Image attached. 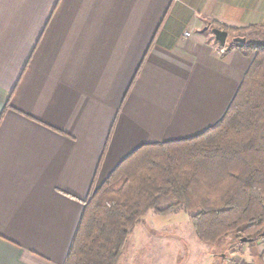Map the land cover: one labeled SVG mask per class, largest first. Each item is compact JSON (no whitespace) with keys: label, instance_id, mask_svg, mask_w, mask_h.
I'll return each instance as SVG.
<instances>
[{"label":"crops","instance_id":"obj_1","mask_svg":"<svg viewBox=\"0 0 264 264\" xmlns=\"http://www.w3.org/2000/svg\"><path fill=\"white\" fill-rule=\"evenodd\" d=\"M212 23L264 35V0H0V264H65L94 185L222 120L254 55Z\"/></svg>","mask_w":264,"mask_h":264},{"label":"trees","instance_id":"obj_2","mask_svg":"<svg viewBox=\"0 0 264 264\" xmlns=\"http://www.w3.org/2000/svg\"><path fill=\"white\" fill-rule=\"evenodd\" d=\"M254 55L225 116L200 135L147 144L125 158L82 201L83 212L65 264H119L134 227L150 212L192 213L197 239L228 249L264 239V44L232 42ZM170 199L168 207L161 200ZM247 239V242H243Z\"/></svg>","mask_w":264,"mask_h":264},{"label":"rangeland","instance_id":"obj_3","mask_svg":"<svg viewBox=\"0 0 264 264\" xmlns=\"http://www.w3.org/2000/svg\"><path fill=\"white\" fill-rule=\"evenodd\" d=\"M247 42L264 44V35H252ZM171 203L170 199L161 200L162 207ZM152 212L134 227L119 264H264V239L256 246L246 244L231 250L230 238L209 245L197 239L191 212L183 208L165 216Z\"/></svg>","mask_w":264,"mask_h":264},{"label":"water","instance_id":"obj_4","mask_svg":"<svg viewBox=\"0 0 264 264\" xmlns=\"http://www.w3.org/2000/svg\"><path fill=\"white\" fill-rule=\"evenodd\" d=\"M205 31H210L215 39L220 43V45L222 47H226L229 39H230V34L228 31L222 30L220 28H216V27H206ZM232 42L234 43H238V44H246L247 43V39L245 37H233L232 38ZM264 235V233H263ZM247 239H244L243 242H247Z\"/></svg>","mask_w":264,"mask_h":264},{"label":"built area","instance_id":"obj_5","mask_svg":"<svg viewBox=\"0 0 264 264\" xmlns=\"http://www.w3.org/2000/svg\"><path fill=\"white\" fill-rule=\"evenodd\" d=\"M185 35L188 37V36H190V33H186Z\"/></svg>","mask_w":264,"mask_h":264},{"label":"flooded vegetation","instance_id":"obj_6","mask_svg":"<svg viewBox=\"0 0 264 264\" xmlns=\"http://www.w3.org/2000/svg\"><path fill=\"white\" fill-rule=\"evenodd\" d=\"M224 258V257H223Z\"/></svg>","mask_w":264,"mask_h":264}]
</instances>
